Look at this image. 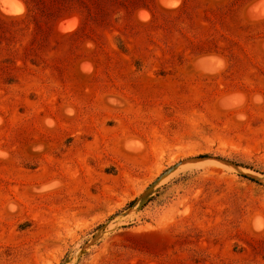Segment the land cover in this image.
I'll use <instances>...</instances> for the list:
<instances>
[{
    "label": "rangeland",
    "instance_id": "374dc122",
    "mask_svg": "<svg viewBox=\"0 0 264 264\" xmlns=\"http://www.w3.org/2000/svg\"><path fill=\"white\" fill-rule=\"evenodd\" d=\"M226 1L0 0V264H264V0Z\"/></svg>",
    "mask_w": 264,
    "mask_h": 264
},
{
    "label": "trees",
    "instance_id": "16d2710c",
    "mask_svg": "<svg viewBox=\"0 0 264 264\" xmlns=\"http://www.w3.org/2000/svg\"><path fill=\"white\" fill-rule=\"evenodd\" d=\"M25 2V4L27 5V8H28V12L31 11V6L28 2V0H23ZM234 0H228L224 3H216V4H212L211 6H214V7H218V8H227ZM250 1L252 0H244L243 2L245 4L249 3ZM185 4V3H184ZM184 4L179 7L177 10H175L174 12H170V13H163L164 15L167 16L166 19H173V20H183V19H186V20H192L193 19V16L195 15L197 17V14L199 15V8L197 7H191V9H184ZM205 4L207 5H210L209 2H206ZM234 10L233 9H230V13L232 15H234ZM153 15H152V20L150 22L149 25H147L146 27H144L143 29L145 28H148L149 26L152 25L153 22L157 21V19L159 18V14L160 12H157V11H154L152 12ZM71 14V13H70ZM162 14V13H161ZM185 14V15H184ZM186 14H189V16L185 17ZM194 14V15H193ZM165 16V17H166ZM205 20H208V18L205 16L204 18ZM254 26L255 28H264V21L262 22H259V23H254V24H246L247 27H250V26ZM245 26V27H246ZM251 26V27H252ZM198 27V26H197ZM142 29V28H141ZM222 39L225 41V45L224 46H214V47H211V48H208L206 50H202L200 52H197V53H194L193 55H196V54H199V53H203V52H219L221 54H223L228 62H229V68L231 66H233L234 64V59L237 60L238 57L241 58V54L243 53L245 55V52H244V49L242 46H240L238 43L236 42H233V40H231V38H229L228 36L224 35V34H220ZM262 37H260V39L258 40H263L264 39V34L261 35ZM171 39H176L175 36L173 38V35L170 36ZM176 42V41H175ZM150 45H157L156 42L153 40V39H150L148 37H146V43H144L142 45V51L145 52V51H149V48L152 47ZM158 46V45H157ZM124 54L127 53V51H122ZM239 60V58H238ZM240 61V60H239ZM188 61H186L184 64H186ZM98 63V62H97ZM247 66V63L245 62H242V67H246ZM228 71V70H227ZM226 73V71L224 72ZM223 73V74H224ZM199 157H215V158H219V159H224L222 156H219V155H216V154H202L201 156ZM241 177L249 180V181H252V182H255L259 185H262L264 186V184L258 182L257 180H255L254 178H251V177H248V176H244L242 175ZM134 201L130 202L128 207L131 206L133 204Z\"/></svg>",
    "mask_w": 264,
    "mask_h": 264
},
{
    "label": "clouds",
    "instance_id": "9594fccd",
    "mask_svg": "<svg viewBox=\"0 0 264 264\" xmlns=\"http://www.w3.org/2000/svg\"><path fill=\"white\" fill-rule=\"evenodd\" d=\"M256 99L259 102L260 98L257 97ZM68 114L69 115H73L74 114L73 110L69 109L68 110ZM37 151H42V146L38 147L37 148ZM7 158H8V153L7 152L0 151V159H7ZM58 186H59V181H53L52 187H58ZM9 209L11 211H15V205H9Z\"/></svg>",
    "mask_w": 264,
    "mask_h": 264
},
{
    "label": "water",
    "instance_id": "95a60500",
    "mask_svg": "<svg viewBox=\"0 0 264 264\" xmlns=\"http://www.w3.org/2000/svg\"><path fill=\"white\" fill-rule=\"evenodd\" d=\"M210 54H218V55H223V54H221V53H219V52H203V53H200L199 55H197L196 57H195V59L196 58H198V57H207V58H205V60L204 61H206V59H208V55H210ZM224 56V55H223ZM196 68H206V64H199V65H196ZM165 173H163L161 176H163ZM160 176V177H161ZM157 180H159V178L157 179ZM137 203V201H134L133 202V204L131 205V206H129L128 207V209L129 208H132L135 204Z\"/></svg>",
    "mask_w": 264,
    "mask_h": 264
},
{
    "label": "bare ground",
    "instance_id": "6f19581e",
    "mask_svg": "<svg viewBox=\"0 0 264 264\" xmlns=\"http://www.w3.org/2000/svg\"><path fill=\"white\" fill-rule=\"evenodd\" d=\"M11 10V9H10ZM13 11V10H12Z\"/></svg>",
    "mask_w": 264,
    "mask_h": 264
}]
</instances>
